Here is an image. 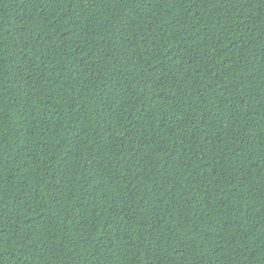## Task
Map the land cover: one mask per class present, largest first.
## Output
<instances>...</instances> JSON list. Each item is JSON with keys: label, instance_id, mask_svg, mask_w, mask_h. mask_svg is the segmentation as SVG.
Masks as SVG:
<instances>
[{"label": "trees", "instance_id": "trees-1", "mask_svg": "<svg viewBox=\"0 0 264 264\" xmlns=\"http://www.w3.org/2000/svg\"><path fill=\"white\" fill-rule=\"evenodd\" d=\"M0 264H264V0H0Z\"/></svg>", "mask_w": 264, "mask_h": 264}]
</instances>
